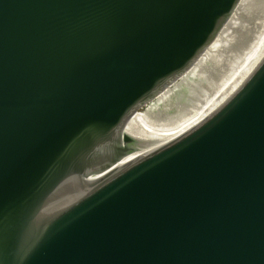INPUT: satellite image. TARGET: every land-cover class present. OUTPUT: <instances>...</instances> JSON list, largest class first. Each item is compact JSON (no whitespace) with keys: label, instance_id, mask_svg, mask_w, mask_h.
<instances>
[{"label":"water","instance_id":"water-1","mask_svg":"<svg viewBox=\"0 0 264 264\" xmlns=\"http://www.w3.org/2000/svg\"><path fill=\"white\" fill-rule=\"evenodd\" d=\"M264 0H0V264H264Z\"/></svg>","mask_w":264,"mask_h":264},{"label":"bare ground","instance_id":"bare-ground-1","mask_svg":"<svg viewBox=\"0 0 264 264\" xmlns=\"http://www.w3.org/2000/svg\"><path fill=\"white\" fill-rule=\"evenodd\" d=\"M259 34L254 40L249 50L247 51L242 61L240 62V64L232 71L230 77H236L237 75H239L243 71L245 66L258 54L264 44V26L259 32Z\"/></svg>","mask_w":264,"mask_h":264},{"label":"rangeland","instance_id":"rangeland-1","mask_svg":"<svg viewBox=\"0 0 264 264\" xmlns=\"http://www.w3.org/2000/svg\"><path fill=\"white\" fill-rule=\"evenodd\" d=\"M260 35V34H259Z\"/></svg>","mask_w":264,"mask_h":264}]
</instances>
